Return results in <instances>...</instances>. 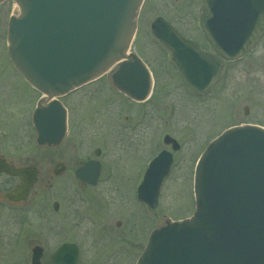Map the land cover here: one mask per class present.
Returning a JSON list of instances; mask_svg holds the SVG:
<instances>
[{
	"label": "water",
	"instance_id": "obj_1",
	"mask_svg": "<svg viewBox=\"0 0 264 264\" xmlns=\"http://www.w3.org/2000/svg\"><path fill=\"white\" fill-rule=\"evenodd\" d=\"M17 13L7 26V57L14 70L41 98L31 116L38 146L60 144L66 112L59 99L109 74L112 87L130 100L145 101L151 76L130 51L143 0H0ZM201 29L223 60L246 54L264 32V0H203ZM152 35L171 52L183 80L195 91L208 90L222 63L201 53L166 22L156 19ZM72 95V94H70ZM69 95V96H70ZM164 144L178 150L165 136ZM171 155L161 152L150 163L137 198L157 206L159 189L169 174ZM0 172L20 179L5 196L24 200L35 181L34 169ZM96 163L77 172L95 184ZM194 212L188 219L166 221L150 234L136 264H264V130L240 126L224 131L201 154L193 178ZM41 250L31 264L40 263ZM52 264H77L78 250L60 246Z\"/></svg>",
	"mask_w": 264,
	"mask_h": 264
},
{
	"label": "rangeland",
	"instance_id": "obj_2",
	"mask_svg": "<svg viewBox=\"0 0 264 264\" xmlns=\"http://www.w3.org/2000/svg\"><path fill=\"white\" fill-rule=\"evenodd\" d=\"M13 7L11 2L0 5V71L8 76L14 74L8 69L5 57V25L9 16L16 13ZM200 9L201 0H144L131 51L152 69L151 96L145 103L131 102L113 89L107 75L75 91L62 100L69 112V122L66 136L56 152L39 150L34 144L30 115L39 94L22 81L21 89L15 88V96L20 95L21 102L15 100L14 103L21 105V114L12 115V107L7 109L9 100L1 108L5 115L0 114V145L9 147L5 152L8 158L13 157V164L28 166L40 159L46 163L57 152L77 162L92 156L94 149L102 148L105 150L103 162L112 166L114 178L109 181L103 178L94 189L103 194L110 207V212H106L107 223L96 198L86 196L88 191L84 196L89 197L90 202L84 214L93 218L92 210L97 205L100 216L94 218L105 228L97 233L95 240L88 235L93 223L90 225L85 219L74 216L68 225L73 224L77 233L66 237L59 226L52 231L51 205L55 199L64 205L63 209L66 205L72 210L88 206L86 200L84 204L78 200L71 189L74 180L67 177L53 181L51 190L36 187V196H32L24 211L17 207L3 210L0 213V264H30L33 244L44 249L41 263L50 264L49 255L55 247L73 239L83 251L78 264H132L152 228L159 227L163 221H180L192 214L193 170L206 145L232 126L253 124L264 128V39L243 59L225 63L216 84L204 94H196L183 83L170 53L153 39L150 23L161 17L207 50L198 27ZM16 117L17 121H13ZM17 129L18 132L13 133ZM164 135L173 138L180 150L173 153L170 175L161 187L157 208L145 214L140 204L131 199L134 193L130 187L134 181L130 175L136 170L135 162L139 169L150 155L170 151L162 144ZM19 156L21 161H18ZM17 183L13 180V184ZM23 217H26L24 221ZM115 220L121 222L120 229L114 227ZM101 227L98 225L97 229ZM129 240L132 245L128 248Z\"/></svg>",
	"mask_w": 264,
	"mask_h": 264
},
{
	"label": "flooded vegetation",
	"instance_id": "obj_3",
	"mask_svg": "<svg viewBox=\"0 0 264 264\" xmlns=\"http://www.w3.org/2000/svg\"><path fill=\"white\" fill-rule=\"evenodd\" d=\"M200 16L201 15H199V18H200ZM198 27H199V31L201 32L200 22H199ZM176 30H177V32H181L177 28H176ZM183 36H184V34H183ZM191 41L197 42L195 39L194 40L192 39ZM262 41L263 40H261L255 46V48L259 47L260 44L262 43ZM205 44L207 46V50L210 51L211 49H210L209 45L206 42H205ZM6 62L8 63V65H7L8 69L10 71H12L14 75H11V76L2 75V72L0 71V114L5 115V114H3V113H5V111L2 110L1 108H2L3 104L5 103V101L9 100L7 103V109H9V107L11 106L12 107V109H11L12 115L18 116V114H21V105L17 106L14 102H15V100H19L21 102V96L20 95L15 96V88L17 87V90L21 89V78L12 69V67H11V65L7 59H6ZM10 71H8V72H10ZM24 85H25V83H24ZM13 121H17V117L15 119H13ZM18 121L20 122L19 123L20 126L18 129H20L21 128V120L19 119ZM68 122H69V112L67 110V126H68ZM18 129L16 131H13V133L18 132ZM64 138H63V140H64ZM63 140L61 141V143L63 142ZM61 143L58 146H55L52 148H48L45 146L37 147V148L39 150L42 149L45 151L56 152L57 149L60 147ZM8 148L9 147H5L3 145H0V163L6 164L11 169L12 168L23 169V168H30L31 167L36 171V180L33 183V186L31 187V189L29 190L28 196L25 200H22L20 202H10L4 198V195L11 192L13 189H15L20 184V181L16 177L8 176L5 173H0V213H2V211L7 209V208L11 209L14 207H17L19 209V211H21V210L24 211V207H26V205L28 204V202L32 198V196H36V192L34 191V189L36 187L41 186L45 190L46 189L51 190L54 187L53 181H55L57 179H61L63 177H67L69 179L74 180V184H73L74 188H71V189H72V191L75 192V194H76V196L80 202H82L84 204L85 200L87 202L89 201L88 200L89 197H86V198L84 197L86 194V191H88V193H87L88 195H86V196H92V198H94V199L96 198L98 204L102 207L101 214H102V216H104L106 218L105 221L107 223L108 218L106 216V212L107 211L110 212V210H109L110 207H109V205L106 204L107 202L105 201L103 194H99L97 192H94V189H96L100 185L101 180L103 178H104V180H107V181L113 180V178H114L113 177V170L114 169L112 168V166L108 163L103 162V159L105 157V150L103 151L102 148L94 149L92 151V156L88 155V156L84 157L83 160L78 159L77 162L70 160L69 157L63 156L60 152H57L58 154H55V156H54V154H52L53 156H50L46 163L41 161L42 160V159H40L41 156H39L38 159H40V160H38V162H36L33 165L25 166L22 164L21 165H15V163L13 164V161H12L13 157L8 158L6 156V152H7ZM153 158H154L153 154L150 155L148 158H146V160L141 164L139 169L137 167V163L136 162L134 163L135 166L134 165L133 166L136 167V170H135V172H133V174L130 175L131 180L134 181V183H132L131 187H130L131 188L130 190L132 191V194L134 193V196H135L136 189H137L140 181L142 180V177H143V175H144V173L148 167V164ZM18 161H21V156L18 157ZM93 161H96L99 164V173H98L96 185L95 186H89L85 182H81L77 178L76 171L79 170L80 168H82L88 162H93ZM132 162L133 161H131V163ZM13 180H17L18 183L13 184ZM53 194H56V196H57L56 192H54ZM131 199L134 200L135 204H138L135 197H131ZM131 203H132V201H131ZM89 204H90V202H88V204H87L88 206H86V207L83 206L82 209L77 208L75 210H72L71 206H69V205H66V209H63L64 205H61V203L55 199L51 205V211L53 213V219H54L52 221V226H53L52 231L57 230L58 226H59L61 228L60 232L65 234L64 236H66V237L72 236L74 232L77 233V231H74L75 228H74L73 224L68 225L70 223L69 221H70L71 217L74 216L77 219H81V220L85 219L90 225H91V223H93L90 230L88 231V235H89V237L91 236L92 240L97 239V235H98L97 233L104 230L105 228L101 227V225H103V224L98 223L97 220L95 219V218H98V216H100V215H98L99 207L97 205H95V208L92 210L93 218L87 217L86 214H84L85 212H88ZM140 206L142 207L141 209L145 211V214L153 212V210L148 209L144 205L140 204ZM135 207H136V205H135ZM116 215L119 216V214H116ZM116 215H113V216L118 217ZM132 217H133V214H132ZM24 218H26V217H23V221H24ZM110 219H112V217ZM20 222H21V220H20ZM95 222H97V224L101 228L97 229L98 225L94 224ZM121 226H122L121 222L119 220H115L114 227H116L117 229H120ZM110 229H111V226L109 227V230ZM112 232L114 233V230ZM82 235H83V233H82ZM126 236L127 235L124 233V237H126ZM147 236H148V234H147ZM147 236H146V239H147ZM113 237H114V234H113ZM114 238L116 239V237H114ZM75 241H77V240L73 239V240H71V242H67V241L60 242V244L57 245V247H55L53 252L58 248V246H60L62 244L75 245L78 248L79 259H80L83 251H82L81 246L79 245L78 241H77V243ZM19 245H20V251H21V223H20V231H19ZM127 245L129 248L132 245V240L127 241ZM35 248H39L41 250V259H42L43 255H44V249L42 246L37 245V244H33L31 246L30 258L32 255V251ZM142 248H143V245L140 247L139 251L136 252L137 254L134 256V259L137 258L140 251L142 250ZM51 254L49 255V258L51 256ZM99 254H100V252H99ZM134 261L132 264H134ZM78 263H79V261H78Z\"/></svg>",
	"mask_w": 264,
	"mask_h": 264
},
{
	"label": "bare ground",
	"instance_id": "obj_4",
	"mask_svg": "<svg viewBox=\"0 0 264 264\" xmlns=\"http://www.w3.org/2000/svg\"><path fill=\"white\" fill-rule=\"evenodd\" d=\"M13 10H16V7L15 6L13 7Z\"/></svg>",
	"mask_w": 264,
	"mask_h": 264
}]
</instances>
